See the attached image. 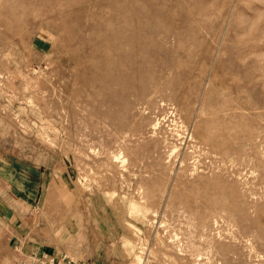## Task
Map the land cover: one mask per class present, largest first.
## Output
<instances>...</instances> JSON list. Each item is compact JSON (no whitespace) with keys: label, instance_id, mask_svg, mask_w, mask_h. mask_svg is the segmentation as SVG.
<instances>
[{"label":"rangeland","instance_id":"obj_1","mask_svg":"<svg viewBox=\"0 0 264 264\" xmlns=\"http://www.w3.org/2000/svg\"><path fill=\"white\" fill-rule=\"evenodd\" d=\"M18 232L264 264V0H0V264Z\"/></svg>","mask_w":264,"mask_h":264},{"label":"crops","instance_id":"obj_2","mask_svg":"<svg viewBox=\"0 0 264 264\" xmlns=\"http://www.w3.org/2000/svg\"><path fill=\"white\" fill-rule=\"evenodd\" d=\"M17 235H15L16 237V243H17V248L21 249L25 258L30 257L34 254L36 255H44V254H50V255H57V256H62V255H69L71 258H74L79 262H87L86 260H82L79 259L78 257H76L75 255H72V253H69L68 251H63V250H52L51 248H40V246H31L28 244V242H26L23 239L22 234L20 235L19 232L16 233ZM27 244V245H26Z\"/></svg>","mask_w":264,"mask_h":264},{"label":"built area","instance_id":"obj_3","mask_svg":"<svg viewBox=\"0 0 264 264\" xmlns=\"http://www.w3.org/2000/svg\"><path fill=\"white\" fill-rule=\"evenodd\" d=\"M23 264H83L79 261L76 262L74 258H71L69 255H32Z\"/></svg>","mask_w":264,"mask_h":264},{"label":"bare ground","instance_id":"obj_4","mask_svg":"<svg viewBox=\"0 0 264 264\" xmlns=\"http://www.w3.org/2000/svg\"><path fill=\"white\" fill-rule=\"evenodd\" d=\"M29 257H27V259H28ZM26 261V260H25Z\"/></svg>","mask_w":264,"mask_h":264}]
</instances>
